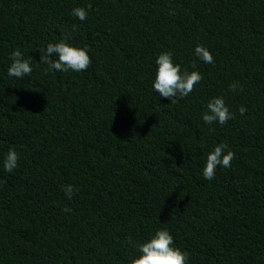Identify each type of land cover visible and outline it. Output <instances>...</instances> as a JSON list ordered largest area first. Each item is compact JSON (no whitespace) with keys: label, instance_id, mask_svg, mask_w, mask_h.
Listing matches in <instances>:
<instances>
[{"label":"trees","instance_id":"obj_1","mask_svg":"<svg viewBox=\"0 0 264 264\" xmlns=\"http://www.w3.org/2000/svg\"><path fill=\"white\" fill-rule=\"evenodd\" d=\"M65 36L90 67L45 72ZM15 49L30 77L7 75ZM169 51L203 77L176 103L152 87ZM214 97L223 126L202 119ZM220 143L235 159L209 181ZM158 229L188 264H264V0H0V264H131Z\"/></svg>","mask_w":264,"mask_h":264},{"label":"clouds","instance_id":"obj_2","mask_svg":"<svg viewBox=\"0 0 264 264\" xmlns=\"http://www.w3.org/2000/svg\"><path fill=\"white\" fill-rule=\"evenodd\" d=\"M88 8L90 9L91 5ZM72 15L80 21H85L88 17V12L83 7H77L72 10ZM67 40L68 37L65 36L60 42L49 43L46 49L40 51V63L47 65L45 72L53 70L59 72H68L69 70L81 72L86 71L90 67L92 61L88 54V49L71 46ZM194 51L198 59L205 64L214 62L210 51L204 46L197 45ZM11 55L12 63L8 68L7 75L20 79L25 76L30 77L33 72L30 59H24L19 49L13 50ZM53 55L57 58L50 59L49 57ZM172 55L170 51L158 55L155 61L157 71L152 87L161 97L170 100L171 103H176L177 99L189 96L193 92L195 85L200 83L203 77L197 71L188 72L185 70L182 72L180 65L173 63ZM193 67H195V64H193ZM238 89H241L239 82H233L230 85L231 91H237ZM239 111L241 115H244L247 109L241 106ZM233 118V113L229 111L222 97L211 99L207 104V111L202 117L205 124L211 125L218 122L221 126ZM227 148V144L220 143L207 155L202 173L204 179L213 180L218 166L223 168L231 167L235 154L232 151H227L225 154ZM19 159L20 153L14 149H9L3 163L4 170L12 172L18 166ZM62 190L68 199H71L76 191L72 185H65ZM64 211L69 212L71 210L66 208ZM129 242L131 243V241ZM173 244L174 239L170 232L167 229H158L149 241L134 245L141 255L133 259L131 264H188V253L173 247Z\"/></svg>","mask_w":264,"mask_h":264}]
</instances>
